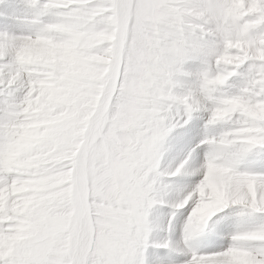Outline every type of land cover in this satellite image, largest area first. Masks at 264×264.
<instances>
[{"label": "snow or ice", "instance_id": "snow-or-ice-1", "mask_svg": "<svg viewBox=\"0 0 264 264\" xmlns=\"http://www.w3.org/2000/svg\"><path fill=\"white\" fill-rule=\"evenodd\" d=\"M0 264H264V0H0Z\"/></svg>", "mask_w": 264, "mask_h": 264}]
</instances>
